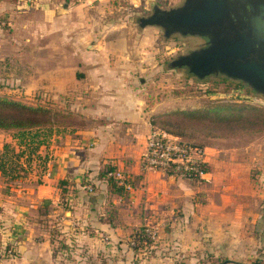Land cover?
Returning <instances> with one entry per match:
<instances>
[{
    "label": "rangeland",
    "instance_id": "374dc122",
    "mask_svg": "<svg viewBox=\"0 0 264 264\" xmlns=\"http://www.w3.org/2000/svg\"><path fill=\"white\" fill-rule=\"evenodd\" d=\"M151 1L167 7L181 0L0 1V95L24 101L54 99L70 106L71 90L61 93L64 89L58 82L29 80L31 75L27 69L35 71V78L41 79V72L36 70L43 68V57H48L47 63L70 62L72 47L77 42L103 46L105 50L100 56L122 60L118 69L130 74L128 80L141 88L145 101L143 111L150 123L147 134L155 124L161 126L158 121H167L168 126L163 129L193 142L206 143L205 167L207 172L210 167L217 172L215 184L208 173L195 179L176 176L169 181L166 174L143 169L141 153L137 158L123 159L121 166L115 165L126 181L129 180L130 188H126L125 193L144 174H151L145 184L144 203L149 217L143 227L147 228L152 242L147 247H139L138 252L144 259L151 249L163 250L165 242L159 237L162 229L170 222L179 221L181 231L175 235L181 238H176L174 246L178 253L189 254L187 249L194 250L193 246L203 242L200 231L204 229L202 220L207 218L205 223H209L213 238L211 244L224 242L220 231L225 227L230 231V238L226 240L231 247L238 248L237 253L243 254L242 258L224 255L216 264H243L242 260H247L244 253L260 254L264 248L253 245L252 240L245 237L249 234V223L264 220V135L255 137L257 135L240 133L238 127L232 131L225 124L217 125L212 113L186 117V111L234 99L232 90L236 82L221 75L198 79L185 67L179 70L169 67V61L176 54L202 40L175 35L163 41L158 27L136 28L130 17L148 13ZM44 41H51L56 50L47 51L42 47L34 50L31 45ZM16 52L19 57L13 59ZM218 137L235 140H217ZM222 189L229 192L220 194ZM99 238L104 243L108 241L106 234ZM129 239L125 240L128 246L132 245ZM8 252L13 254L12 249ZM127 264L139 263L132 259Z\"/></svg>",
    "mask_w": 264,
    "mask_h": 264
},
{
    "label": "crops",
    "instance_id": "0c3cea01",
    "mask_svg": "<svg viewBox=\"0 0 264 264\" xmlns=\"http://www.w3.org/2000/svg\"><path fill=\"white\" fill-rule=\"evenodd\" d=\"M31 45L34 50H56L51 41ZM72 49L70 62L47 63L48 57H43V68L36 70L41 72V79L27 69L29 80L58 82L64 89L61 93L71 90L72 104L67 110L79 121L54 132L48 145L39 147L41 158L13 157L17 167L7 165L5 172L0 169V264H127L132 259L139 264H216L224 255L242 258L238 248L226 240L230 238L228 228L220 231L223 243L211 244L207 218L202 220L204 229L200 231L203 242L193 246L194 250L187 249L189 254L178 253L174 246L176 238H181L175 235L181 231L179 221L162 229L159 237L165 242L163 250L151 249L144 259L140 251L125 243L149 217L144 193L151 174H144L125 194L115 192L103 181H98L93 192L81 185L86 180H99L98 173L106 164L120 165L123 159L142 153L150 126L142 107L144 94L128 80L130 74L118 69L122 60L100 56L103 46L77 42ZM17 56L16 52L12 58ZM8 143L15 144L11 131L0 129V154ZM208 171L215 184L216 170L210 167ZM64 198L74 206H64ZM249 225L245 237L253 245L264 247V220ZM102 234L108 235L107 243L99 238ZM260 252L244 253L247 260L242 263L253 264L255 259L264 258V248Z\"/></svg>",
    "mask_w": 264,
    "mask_h": 264
},
{
    "label": "water",
    "instance_id": "95a60500",
    "mask_svg": "<svg viewBox=\"0 0 264 264\" xmlns=\"http://www.w3.org/2000/svg\"><path fill=\"white\" fill-rule=\"evenodd\" d=\"M130 20L138 29L160 28L163 41L200 38L168 66L198 79L221 75L264 100V0H181L167 7L151 1L148 13Z\"/></svg>",
    "mask_w": 264,
    "mask_h": 264
},
{
    "label": "trees",
    "instance_id": "16d2710c",
    "mask_svg": "<svg viewBox=\"0 0 264 264\" xmlns=\"http://www.w3.org/2000/svg\"><path fill=\"white\" fill-rule=\"evenodd\" d=\"M11 1L20 2V0ZM233 88L234 99L207 104L202 109L198 108L186 111L184 112L187 113L186 117H192L195 114L206 115L212 113L215 116L214 120L217 121V125L225 124L232 131L235 127H238L240 133H250L257 135L255 137H261L264 135V104L260 105L249 101V97L254 95V93L245 85L236 82ZM67 108L66 105L60 104L54 101V99L24 101L10 96L0 95V129L11 131L12 138L15 140V144H6L3 153L0 154V169L5 172L7 165L12 166V168L17 167L18 164L13 163V157L16 160H19L21 157L27 160L41 158L38 153L39 147L44 144L48 145L49 139L54 132L58 133L66 128V126L74 125L79 121V118L69 112ZM158 123L161 126L158 124L155 125L161 128L168 126L167 121H158ZM171 133L176 134L174 132ZM176 135L194 145L206 146V143L193 142L182 135ZM224 136H227V134ZM218 139H224V141L227 140L229 142L235 140L233 138L219 137ZM209 143L214 144L217 142L209 141ZM115 168V165L106 164L98 173L97 179L99 180H86L82 183V185L84 183H90L92 189H84L81 185L82 189L87 192H93L98 188V181H103L111 185L115 192L125 194L126 187L124 184L121 183L120 179L110 173ZM19 170H21V167H19ZM127 181L129 180L127 179ZM64 199V206L72 208L73 205L70 203L72 201L70 199ZM145 229L142 225L134 230L130 237L135 240V243L130 245V247L137 250L139 247L148 246L152 242V238L146 233ZM253 264H264V258L255 259Z\"/></svg>",
    "mask_w": 264,
    "mask_h": 264
},
{
    "label": "built area",
    "instance_id": "2783aa9c",
    "mask_svg": "<svg viewBox=\"0 0 264 264\" xmlns=\"http://www.w3.org/2000/svg\"><path fill=\"white\" fill-rule=\"evenodd\" d=\"M249 101L260 105L264 104V100L255 94L249 97ZM206 149L207 146L194 145L182 137L154 125L146 136L140 162L142 168L147 171L159 172L172 178L178 176L195 179L200 175L205 176L207 173L205 167ZM110 173L120 179L126 188H130L129 182L124 180L125 177L119 169L115 168ZM82 187L87 190L92 189L90 183H84ZM146 229V233L150 235ZM129 242L134 244L135 240L131 237Z\"/></svg>",
    "mask_w": 264,
    "mask_h": 264
}]
</instances>
